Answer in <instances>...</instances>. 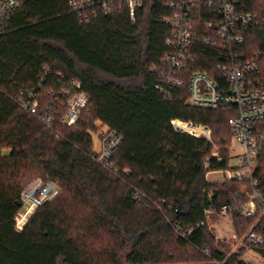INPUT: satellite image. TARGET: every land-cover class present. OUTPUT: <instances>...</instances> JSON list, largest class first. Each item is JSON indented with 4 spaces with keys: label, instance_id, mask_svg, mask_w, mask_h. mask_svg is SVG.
Wrapping results in <instances>:
<instances>
[{
    "label": "trees",
    "instance_id": "trees-1",
    "mask_svg": "<svg viewBox=\"0 0 264 264\" xmlns=\"http://www.w3.org/2000/svg\"><path fill=\"white\" fill-rule=\"evenodd\" d=\"M18 1L0 35V264H247L251 247L234 252L199 226L206 211L219 213L240 196V184L208 181L212 145L171 125L204 124L224 146L235 112L188 105L187 80L169 99L156 88L151 70L168 50L170 27L161 21L170 14L168 0H144L135 23L124 4L111 15L96 6L83 21L71 0ZM233 1L264 21V0ZM193 18L197 35L206 36L210 14ZM200 52L190 71L218 78L220 55L207 46ZM255 57L264 90V30L247 36L244 59ZM78 84L88 105L67 126L68 94ZM29 90L39 98L37 114L21 107L19 94ZM98 122L122 137L111 161L116 172L95 160ZM225 167L212 159L211 170ZM34 178L56 183L59 193L19 231L22 194ZM256 178L264 188V149ZM230 220L240 237L258 221L237 214ZM255 231L264 236V217ZM252 248L264 257V247Z\"/></svg>",
    "mask_w": 264,
    "mask_h": 264
},
{
    "label": "built area",
    "instance_id": "built-area-1",
    "mask_svg": "<svg viewBox=\"0 0 264 264\" xmlns=\"http://www.w3.org/2000/svg\"><path fill=\"white\" fill-rule=\"evenodd\" d=\"M144 0H71L74 12L84 18V11H90L98 6L103 13L111 15L117 4H124L129 9L130 19L137 20L138 10ZM20 3L18 0H5L0 3V35L5 32L7 21L16 13ZM166 7L169 16L161 21L170 27L166 39L168 48L160 59V66L151 71L159 77L156 88L169 99L173 90L186 86L187 104L203 109H222L235 112L229 121L231 141L230 158L220 156V149L213 139V131L209 126L193 121L175 119L171 122L173 129L198 139L208 141L212 147V154L206 160V179L210 175L221 177L220 183L238 182L240 196L221 208L219 213L206 211L207 221L199 226H207L213 230L210 217L231 218L237 214L245 218H257L248 232L237 238L239 249L243 247H264V236L255 230L259 219L264 217V188L256 178L260 154L264 149V90L258 79L261 75L259 58L244 59V48L247 36L264 30V21L257 15L245 11L239 1L233 0H168ZM208 12L211 20L204 23L206 36H198L199 30L195 26V13ZM202 46L214 49L221 58L219 76L215 78L210 72L193 70L201 57ZM190 67V68H189ZM72 94H68V109L62 122L67 126H74L79 121L83 110L88 105V97L78 91L80 85ZM21 107L30 114H37L39 98L35 90L20 92ZM23 100V97H26ZM44 120V119H43ZM100 148L95 154V160L104 169L116 172L112 164L113 152L121 145L122 137L109 128H104L98 135ZM212 159L219 163L226 162V167L219 171L211 170ZM59 193L56 183H44L37 179L30 184L22 194V201L31 208H39L54 199ZM24 225H18L23 230ZM184 238L186 234L182 235ZM225 264V262H216Z\"/></svg>",
    "mask_w": 264,
    "mask_h": 264
},
{
    "label": "rangeland",
    "instance_id": "rangeland-1",
    "mask_svg": "<svg viewBox=\"0 0 264 264\" xmlns=\"http://www.w3.org/2000/svg\"><path fill=\"white\" fill-rule=\"evenodd\" d=\"M97 126H98V129L100 130V133L103 131L104 128H106V127H103L99 122L97 123ZM93 138H94V143H95L94 151L97 152V151H99V148H100V143H99V139H98L97 133L93 134ZM216 146L220 149V156L221 157H225L226 159L230 158V150H228L226 148V147L230 146V143L229 144H225L224 146L216 144ZM8 153L9 152L5 151L6 155ZM37 179H39V178L32 179L29 182V184L27 185V187L30 184H32L33 182H35ZM209 181L212 182V183L220 184L221 177H219L218 175H210L209 176ZM26 188H25V190H26ZM30 208L31 207H30L29 204L28 205L25 204L24 208L22 209V211L18 215V217H17V229L18 230H19L18 225H24V223H27L28 220L30 219V217L32 216V214L36 210V208H32L31 214H30V216L27 217V219L24 220V218H21L20 215L21 214H27V212L29 211L28 209H30ZM210 223H212V225H213V230L212 231L216 235L217 239L225 240L226 243L229 244L231 248H233L232 250L234 252L239 250V243H238V240L236 239V236H237V238L238 237L241 238V237L235 231L233 223L230 220V218H228V217L220 218L217 215H212L210 217ZM19 231H22V230H19ZM231 245H233V246H231ZM244 259H245L247 264H264V257H262L258 253V251L256 249L252 248V247L251 248H247L246 254L244 255Z\"/></svg>",
    "mask_w": 264,
    "mask_h": 264
},
{
    "label": "bare ground",
    "instance_id": "bare-ground-1",
    "mask_svg": "<svg viewBox=\"0 0 264 264\" xmlns=\"http://www.w3.org/2000/svg\"><path fill=\"white\" fill-rule=\"evenodd\" d=\"M28 210H29V211L27 212V214H21V215H20V217H21V218H24V220L27 219L28 216H30L31 211H32V208H30V209H28Z\"/></svg>",
    "mask_w": 264,
    "mask_h": 264
}]
</instances>
